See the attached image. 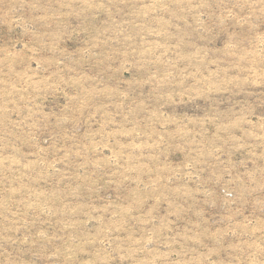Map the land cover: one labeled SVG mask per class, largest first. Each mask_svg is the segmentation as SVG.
<instances>
[{"label": "rangeland", "instance_id": "374dc122", "mask_svg": "<svg viewBox=\"0 0 264 264\" xmlns=\"http://www.w3.org/2000/svg\"><path fill=\"white\" fill-rule=\"evenodd\" d=\"M0 264H264V0H0Z\"/></svg>", "mask_w": 264, "mask_h": 264}]
</instances>
